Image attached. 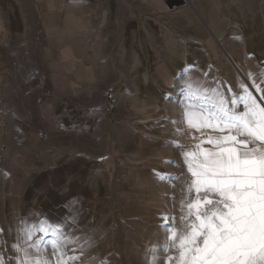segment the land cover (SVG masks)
I'll list each match as a JSON object with an SVG mask.
<instances>
[{
    "label": "rangeland",
    "instance_id": "rangeland-1",
    "mask_svg": "<svg viewBox=\"0 0 264 264\" xmlns=\"http://www.w3.org/2000/svg\"><path fill=\"white\" fill-rule=\"evenodd\" d=\"M73 14L89 22L88 30L56 42ZM236 53L245 68L241 77L229 63ZM253 79L264 87V0H0V255L6 264H14L13 244L27 221L19 207L23 188L36 172L66 160L97 173L109 194L88 209L84 229L102 249L85 264H163L174 254L165 248L169 228L182 227L183 153L202 136L219 134L187 125L180 89L190 80L231 97L241 94L242 83L253 90ZM143 92L155 97L156 108L139 103L149 95ZM39 130L50 140L40 141ZM135 245L141 260L132 255ZM47 249L51 259L50 244Z\"/></svg>",
    "mask_w": 264,
    "mask_h": 264
},
{
    "label": "snow or ice",
    "instance_id": "snow-or-ice-1",
    "mask_svg": "<svg viewBox=\"0 0 264 264\" xmlns=\"http://www.w3.org/2000/svg\"><path fill=\"white\" fill-rule=\"evenodd\" d=\"M252 87L259 98L243 83L241 94L231 97L190 80L181 87L187 125L219 134L202 136L194 151L183 153L188 178L180 201L182 227L169 228L165 248L174 254L163 264H264V87L254 79ZM67 224L21 221L14 264H85V245L91 244L67 233ZM48 244L51 259L44 254ZM0 264H6L2 255Z\"/></svg>",
    "mask_w": 264,
    "mask_h": 264
},
{
    "label": "crops",
    "instance_id": "crops-1",
    "mask_svg": "<svg viewBox=\"0 0 264 264\" xmlns=\"http://www.w3.org/2000/svg\"><path fill=\"white\" fill-rule=\"evenodd\" d=\"M70 17L72 21L69 22L67 30L60 33L61 35L56 38V42L62 43L66 35L77 34L82 29L88 30V21L81 23L79 20H74L73 18H76L74 14ZM88 34L86 31V35ZM194 150L191 149L190 151ZM55 157L58 159L60 154ZM72 163L73 160H66L36 172L21 192L19 207L20 213L27 216L29 223H38L45 218L53 223L67 221L68 224L65 228L67 233L72 237H79L80 243L88 241L91 244L90 248L85 245L87 249L85 258L87 260L99 256L101 251L98 253L97 248L102 249V246L97 247L96 243L91 242V236L94 235L89 232L91 229L87 231L84 229L89 226L86 222L89 215L88 209L93 207L98 200L106 199L109 194L106 188L100 185L97 173L88 168L78 170V166L75 167ZM141 180L142 185H144V179ZM108 208L109 206H107ZM75 247L78 248V245ZM132 251L134 258L142 259L143 256L138 245H135ZM93 263L95 264V262L88 264Z\"/></svg>",
    "mask_w": 264,
    "mask_h": 264
},
{
    "label": "bare ground",
    "instance_id": "bare-ground-1",
    "mask_svg": "<svg viewBox=\"0 0 264 264\" xmlns=\"http://www.w3.org/2000/svg\"><path fill=\"white\" fill-rule=\"evenodd\" d=\"M234 10L241 11L239 12V14L237 13V17L240 19H243L245 22L247 21L246 16L244 15V13L242 12L241 8L234 7ZM168 42V51H169V55L171 54V45L173 42L172 40L167 41ZM229 63L232 67V69L234 70V72H236V74L241 77L243 75H245V68L243 67V61H242V57L239 53H236L235 55H231L230 57ZM143 94H149L147 92H143ZM139 102V101H138ZM141 105H143L144 107L146 106V108L150 109L151 107L156 108L157 107V101L155 100V97L153 95H146L144 97L143 100H140L139 102Z\"/></svg>",
    "mask_w": 264,
    "mask_h": 264
},
{
    "label": "built area",
    "instance_id": "built-area-1",
    "mask_svg": "<svg viewBox=\"0 0 264 264\" xmlns=\"http://www.w3.org/2000/svg\"><path fill=\"white\" fill-rule=\"evenodd\" d=\"M37 136H38L39 140L42 142H47L50 140L49 133L46 131H43V130L37 131Z\"/></svg>",
    "mask_w": 264,
    "mask_h": 264
}]
</instances>
